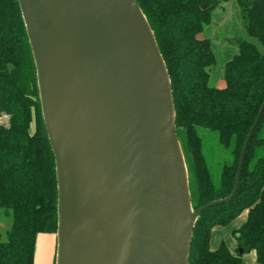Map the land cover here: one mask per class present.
<instances>
[{"label":"water","instance_id":"95a60500","mask_svg":"<svg viewBox=\"0 0 264 264\" xmlns=\"http://www.w3.org/2000/svg\"><path fill=\"white\" fill-rule=\"evenodd\" d=\"M17 3L54 158L55 264H188L198 217L237 192L264 101L232 192L194 211L170 78L136 0Z\"/></svg>","mask_w":264,"mask_h":264},{"label":"trees","instance_id":"16d2710c","mask_svg":"<svg viewBox=\"0 0 264 264\" xmlns=\"http://www.w3.org/2000/svg\"><path fill=\"white\" fill-rule=\"evenodd\" d=\"M156 40L172 87L176 135L189 163L194 211L233 190L239 157L264 101V52L236 38L237 53L222 69L224 88L210 84L216 56L208 39L219 0H136ZM240 25L264 50V0H236ZM0 210L11 226L0 235V264H33L36 236L57 228L54 158L43 124L36 73L17 0H0ZM215 139L218 173L203 154V138ZM188 172V171H187ZM190 182L192 190L190 189ZM245 214L233 231L237 250L224 243L211 251V230ZM239 250L242 253L239 254ZM253 251L264 264V113L243 163L234 198L197 219L188 264H242ZM55 264V262L53 263Z\"/></svg>","mask_w":264,"mask_h":264},{"label":"rangeland","instance_id":"374dc122","mask_svg":"<svg viewBox=\"0 0 264 264\" xmlns=\"http://www.w3.org/2000/svg\"><path fill=\"white\" fill-rule=\"evenodd\" d=\"M220 5L215 10L212 15L211 24L204 30V32L198 36V39H208L212 45L213 52L216 56V65L212 69L210 74V84L212 86L218 87V85H224L222 80V69L224 64L231 59V57L237 53L236 38H242L250 43H252L259 53H263L264 50L261 45L255 40L248 37L240 25L239 19V9L237 6L236 0H219ZM6 122L4 118L0 119V124ZM215 139L210 133H205L203 138V154L205 159L213 168V175L218 173V166L214 163L215 155ZM186 168L188 171L189 180L191 181V175L189 174V163L185 160ZM192 184L190 182V189L192 190ZM245 214L241 215L238 219L233 221L232 225H237L241 223ZM11 217L9 214H6L4 211L0 210V235L5 238L7 231L10 228ZM51 240H54L56 236L49 235ZM229 241L237 243L233 234H229ZM52 248V249H51ZM50 249L53 254V246H49L48 253H44L41 264H49V254ZM248 253L243 254L244 258H248ZM242 255V256H243ZM247 260V259H246ZM245 260V261H246ZM53 264V258L51 259L50 264Z\"/></svg>","mask_w":264,"mask_h":264},{"label":"crops","instance_id":"0c3cea01","mask_svg":"<svg viewBox=\"0 0 264 264\" xmlns=\"http://www.w3.org/2000/svg\"><path fill=\"white\" fill-rule=\"evenodd\" d=\"M224 85H220V86L218 85V87H216V88L222 89V88H224ZM2 123H4V122H2ZM243 221H244V218L241 221V223ZM232 223H230L229 225H227L225 227L215 226L212 228L211 236H210V242H209V247H210L211 251H215L216 249H218V247L220 246L221 243H224V245L227 247V249L230 251V253H232V254L235 253V251L237 250V243L231 242L228 239H229V234L230 233L232 234L233 231L237 230L241 223L231 226ZM10 226H11V224H10ZM49 235H53V234H38L36 236L33 264H41V260H42L44 253L49 252L48 251L49 246L50 247L53 246V248H54L53 254H52V250H51L52 248L50 249L51 253L49 254V264H50L52 258H53V263H54L55 252H56V238L54 240H51ZM247 255H248V258H244V255L241 256L242 264H257L255 254L253 251L249 252Z\"/></svg>","mask_w":264,"mask_h":264}]
</instances>
